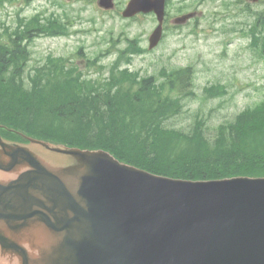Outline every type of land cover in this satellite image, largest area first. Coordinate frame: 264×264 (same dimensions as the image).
<instances>
[{
	"label": "water",
	"instance_id": "95a60500",
	"mask_svg": "<svg viewBox=\"0 0 264 264\" xmlns=\"http://www.w3.org/2000/svg\"><path fill=\"white\" fill-rule=\"evenodd\" d=\"M164 2L129 0L122 12L156 13L149 48ZM22 135H0V264H264V176L172 178Z\"/></svg>",
	"mask_w": 264,
	"mask_h": 264
},
{
	"label": "trees",
	"instance_id": "16d2710c",
	"mask_svg": "<svg viewBox=\"0 0 264 264\" xmlns=\"http://www.w3.org/2000/svg\"><path fill=\"white\" fill-rule=\"evenodd\" d=\"M39 21L38 16L23 20L14 36L5 42L0 38L1 135L21 140L20 131L69 146L102 148L121 161L174 178L264 175V99L219 123L214 137L198 114L190 129L170 125L184 112L185 101L196 96L191 67L164 73L161 81L116 63L108 75L83 77L67 67L65 58L53 56L27 69L26 41L39 33L66 32L59 20ZM252 37L264 53V35ZM224 94L222 85L204 88L208 97Z\"/></svg>",
	"mask_w": 264,
	"mask_h": 264
},
{
	"label": "rangeland",
	"instance_id": "374dc122",
	"mask_svg": "<svg viewBox=\"0 0 264 264\" xmlns=\"http://www.w3.org/2000/svg\"><path fill=\"white\" fill-rule=\"evenodd\" d=\"M125 1L116 0V9L106 11L96 0H0V38L7 41L20 22L38 16L61 21L66 32L39 33L26 41L29 69L53 56L65 58L67 67L83 77L107 75L116 63L139 77L153 75L161 81L164 73L192 66L196 96L185 101L184 112L169 124L190 129L198 114L209 137L215 136L219 123L264 99V53L250 37L264 35V0H169V18L181 11L196 15L179 26L168 19L159 44L150 49L155 16L142 13L123 18L117 11ZM215 84L224 86L226 94L204 95V88Z\"/></svg>",
	"mask_w": 264,
	"mask_h": 264
},
{
	"label": "flooded vegetation",
	"instance_id": "af4514ba",
	"mask_svg": "<svg viewBox=\"0 0 264 264\" xmlns=\"http://www.w3.org/2000/svg\"><path fill=\"white\" fill-rule=\"evenodd\" d=\"M167 19H168V18H167V17H165V22L167 21Z\"/></svg>",
	"mask_w": 264,
	"mask_h": 264
}]
</instances>
